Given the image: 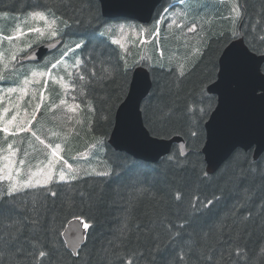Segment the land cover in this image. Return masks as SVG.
I'll list each match as a JSON object with an SVG mask.
<instances>
[{
  "label": "trees",
  "instance_id": "obj_1",
  "mask_svg": "<svg viewBox=\"0 0 264 264\" xmlns=\"http://www.w3.org/2000/svg\"><path fill=\"white\" fill-rule=\"evenodd\" d=\"M197 1L199 0H188L185 3L186 19L189 22L201 20L203 23L210 20L212 27L208 32L206 29V34L202 30L200 49L204 54L198 59L194 57L188 60L190 70L185 77L177 78L178 73L174 74L176 67L165 61L167 55L165 58L160 55L162 43L170 34H163L162 27L159 37H151L149 43L139 44L127 56L107 37H100L98 33H95L96 39L88 50L80 52L82 57L91 58L89 66L95 65L97 76L103 75L102 69L109 62H119L122 65V58H126L132 65L134 60L141 59L144 52L149 53V62L142 61L149 64L153 80L152 89L141 105L144 124L151 122L160 132V137L182 136L187 153L191 154L169 160V156H175L179 152V148L174 145L171 152L157 160L158 162L148 163L115 151L106 144L105 137L113 120L109 123L103 119L104 110L108 106L109 97L114 102L117 97L122 100L125 96L132 67L127 74V84H124L123 76L117 74L111 80L101 79L87 86L85 96L92 101L95 109L91 133L93 136H102L105 141V164L110 167L118 162L117 157H130L140 165L141 182L129 184L126 180L117 181L115 177L110 180L86 175L76 181L56 182L47 188L17 193L16 218L25 225L19 241L24 253L17 256L14 252L16 245L7 248L0 244V264H33L31 256L27 255L32 251L28 241H39L51 252L50 259L44 260L43 264H122L118 257L133 252L142 254L139 264H153L154 247L157 243L169 242L170 236L174 235L169 229V222L178 225L180 217L190 214L188 205L194 194H199L202 200L204 197L214 196H220L221 199L215 201L193 227L185 230L183 238L175 243L177 251L183 249L187 253L183 264H208L203 256L209 253L218 264H234L235 257H229V252L237 247H246L251 256L264 243V152L254 161L250 151L237 149L217 171L208 173L207 179H202L205 163L200 146L204 141V122L201 124L202 136L200 140H196L188 134V125L184 119L173 116L161 122L158 116V109L166 108L173 102L178 106V111H183L200 98L201 82L210 74L213 64L217 65L222 48L231 39L232 25L226 19L232 15L231 0H204L198 11L195 7H190ZM44 2L45 0H0V11L24 14L36 4L43 5ZM170 2L171 0H162L154 19ZM240 2L245 5L240 23L250 26L245 41L249 48L257 50L255 52H264V40L259 39L264 35V22H261L264 0ZM48 3L58 14L73 20L78 18L86 21L90 13H96L101 20L107 22L100 15L98 0H48ZM209 3L213 5L208 7ZM85 30H88L86 22L81 32L72 38L84 35ZM192 54L193 52L190 57ZM214 78L215 76L212 81ZM208 96L214 105L215 97ZM115 108L112 109L113 113ZM48 189L55 191L57 195L52 197ZM177 190L183 194L180 203L174 199ZM246 191L252 194L251 199H244ZM34 200L37 201L35 209H38L35 212ZM69 202L72 203L71 208L67 206ZM76 215L91 225L78 249L79 255L68 251L61 239L64 225ZM25 217L39 219V231H31L33 225ZM4 223L9 221L5 220ZM53 241L54 249L50 246ZM167 251L171 252L172 248ZM222 255L224 259L220 261Z\"/></svg>",
  "mask_w": 264,
  "mask_h": 264
},
{
  "label": "snow or ice",
  "instance_id": "obj_2",
  "mask_svg": "<svg viewBox=\"0 0 264 264\" xmlns=\"http://www.w3.org/2000/svg\"><path fill=\"white\" fill-rule=\"evenodd\" d=\"M180 4L184 5L185 0H180ZM245 5L240 2V0H231V13L229 19L232 28L230 29L231 38L244 41L246 36L249 34V25L240 23L243 20V12ZM171 11L170 8L165 7L162 12L157 14V19L155 24L149 28H141L140 34L148 33L154 37H159L160 35V25L168 20L167 14ZM0 16L4 18L9 17L8 11H0ZM186 14L183 11L173 12V18L170 23H168V28H172L175 25L177 28L182 27L178 20L184 18ZM36 22H42V26H36ZM87 24V29L84 35H80L78 39H72L73 35H77L81 32L84 24ZM261 22H264V15L261 16ZM259 23V22H258ZM24 26L27 28V32L21 30V26L16 24L11 30L10 34H4L5 29L0 27V66H2L3 71H0V82L11 79L13 83L21 84L23 86L19 87H7L6 90H0V102H3L5 97L8 98L10 106L4 107L2 112H0V133L4 134V143H6V149L0 148V152H7V155L0 156V160L5 161L2 166H0V181H9L5 187H0V244L7 248H12L16 245L14 252L17 256L24 253L23 246L19 243L20 237L22 235L25 225L17 219V193L23 189H34L37 187H47L54 182H64L68 183L70 181H76L82 176L95 175L98 177L111 178L115 177L117 181L126 180L129 184H137L141 182L140 165L136 163L135 160L130 157H117V163L113 166L107 167L104 171H97L95 167L88 171L84 169L81 171V167L77 165L73 166L65 159L61 152L60 143H47L45 139H42L41 135L38 134L37 130H33V122L37 120V117L41 113V109L45 107V93L48 89V80L46 79L39 90H33L31 93L32 99L28 101V107L23 108L24 115L21 116V105L20 101L24 100V97L28 95V85L32 83L40 84L38 77H51L55 82L56 77L52 75V71L57 69L58 66L64 64L65 69L71 67L75 76L80 82L79 84L73 83L71 86L72 91L79 90V95L85 97V88L92 85L98 80H111L117 74L123 76L124 84H127V74L132 67L127 62L126 58L124 63L121 65L119 62H109L107 66L103 67V75L97 76V70L95 65L89 66V58L81 57L78 52H86L92 41L96 39L95 33H98L100 37H109L115 34L116 30L122 35L125 33V25H111L107 22L101 20L100 16L96 13H90L87 20L75 19L71 17H65L63 14H58L52 6L49 5L48 0H45L43 5L36 4L33 9L27 13V19L24 21ZM133 28V26H128ZM197 25L193 22L191 26H188V32H195ZM134 34L135 29L133 28ZM253 31L255 29L253 28ZM28 33H35L34 39H25L21 41L22 37H27ZM67 37V40L64 39ZM260 40H264V35L259 37ZM44 40L53 41L47 46L49 48H57L63 45V49L60 52L59 58L55 59V62L46 61L43 65L44 71H36L31 69H26V71H31V76L33 79H28L27 75L21 70L24 69V65L19 64L25 57H33L37 64L40 62V57L38 53H35V45ZM7 42L10 45L9 48H4L3 45ZM112 44L119 45L122 49L125 45L121 42V39L111 40ZM141 44L147 43L146 40H141ZM206 48L207 45H204ZM255 48H239L235 43L231 47L227 48L222 53V59L219 62V72L218 76L216 73L217 65L213 64L210 74L201 82V87L199 91V99L195 100L191 106L186 107L183 111H178V106L173 102L170 106L158 109V116L161 122L171 119L173 116H178L184 119L188 125V134L190 137L200 140L203 130L201 127L204 119L211 115V121L207 125L209 131V143L208 150L211 152L215 148V135L214 130L216 129L218 123V117H220L222 111L226 108L228 103L227 88L228 85L237 76L244 78L246 81L258 80L260 97L264 101V52H261V61H257L255 58ZM35 53V55H34ZM201 49L195 48L192 56L197 59L203 56ZM161 56L164 55L163 51L160 53ZM72 57L71 65L66 63L68 58ZM192 57H187V60H191ZM145 59V57H141ZM151 59V57H148ZM50 64V68L48 65ZM190 70L189 65L186 63H179L176 73H178L177 78L185 77ZM174 73V74H176ZM24 74L23 81H19V76ZM68 76H72L73 72H68ZM213 76H217V81L211 83ZM61 81L64 77L59 78ZM210 85V86H209ZM66 89L69 87L67 84L62 85ZM216 88L215 92H220V106L213 112V104L211 97L208 93H211L210 88ZM143 83L137 79L132 84V91L127 96L126 101H122L121 97H117L114 102L111 101V97L108 100V106L104 110L103 119L107 122H111L114 118V113L112 109L119 105V117L118 119V131H123L127 134L135 136L141 142L145 144L154 143L155 139L160 137V132L151 122L145 124L141 127L136 120V112L138 108V100L143 97ZM37 91L39 95H37ZM123 87L121 88V94H123ZM253 89V94L255 93ZM19 93L16 100H12V94ZM73 100L77 97L73 96ZM151 97L148 98L150 102ZM60 105L66 104V100L60 99ZM92 101L88 100V110L89 112H94L95 109L91 107ZM55 103L49 105V110L57 107ZM29 108L31 111H29ZM81 108L80 103H75L68 106V111L77 112ZM12 112L13 114L10 118L6 117ZM215 115V119H213ZM69 119H72L69 117ZM77 123L81 121L77 120ZM30 132L31 137L35 138V141L39 145L45 146L46 149H50V153H46L50 158L47 159V163L41 161L42 167H38L36 171H32V165L30 161L26 159H19L17 161V153L21 151L19 147H14L17 144V140L8 141L9 136L16 137L20 133ZM53 136L57 133L53 132ZM153 139H149V137ZM93 149L97 152L105 150V141L102 136L96 137V142L91 145ZM235 146L233 145V148ZM29 148L33 151H39L34 148L32 143H29ZM191 153L185 152V145H179V152L175 156H169L168 159L172 160L177 157H185ZM23 155L25 157L29 156L30 153L27 149L23 150ZM80 155H84L81 153ZM57 165H59V170H57ZM67 169V171H65ZM117 169H120L117 172ZM208 173L204 171L201 174L202 179H207ZM58 178V179H56ZM243 179V177H241ZM48 192L52 197H55L57 193L48 189ZM252 194L250 192H245L244 199H251ZM174 199L177 203L182 202L183 194L181 191L177 190L174 194ZM221 199L220 196H214L213 198L204 197L202 200L199 194H194L189 201L190 214H185L180 217L181 222L177 224H172L169 222L170 231L174 232V235L170 236L169 242L167 244H159L153 249V264H183L186 259L187 253L181 249L177 251L175 249V243L183 238L186 229L193 227V225L199 220V218L204 215V212L209 210L215 201ZM37 201H33V211H38L35 209ZM68 208L72 207V203H68ZM251 214H249L250 216ZM28 219L33 228L30 229L33 232L39 231L40 220L35 217H25ZM55 217H53V220ZM75 219L78 224L69 233H61V235L70 236L74 244H78L81 240L82 233L80 231V225L83 229H89L91 225L88 222L81 220V217L76 215ZM5 220L9 223L5 224ZM206 235V234H205ZM32 246V251L28 252L27 255L31 256L33 264H43L44 260L50 259L51 252L46 246H43L39 241H28ZM51 248H55V242L51 243ZM190 249V246H188ZM168 248H172V251H167ZM76 255H79L77 253ZM141 253L133 252L130 254H125L119 256L118 259L122 261V264H139V259ZM229 257H235L234 264H264V243H262L254 255H249V251L246 247H237L234 251L229 252ZM208 264H218L214 260L211 253L204 255ZM223 255L220 257V261H223Z\"/></svg>",
  "mask_w": 264,
  "mask_h": 264
},
{
  "label": "water",
  "instance_id": "obj_3",
  "mask_svg": "<svg viewBox=\"0 0 264 264\" xmlns=\"http://www.w3.org/2000/svg\"><path fill=\"white\" fill-rule=\"evenodd\" d=\"M100 5L101 15L107 18H128L136 20L140 23H147L153 17V12L159 5L161 0H98ZM52 43V42H50ZM235 43L237 47L249 49L245 41L239 40L229 41L221 50L218 57V69L219 62L222 59V53L231 47ZM49 43L40 45L35 48V53L39 54L41 58L43 54L49 52L54 48H49ZM34 53V55H35ZM257 61H261L260 54L255 53ZM28 60H33V57H26ZM263 64V63H262ZM149 72L146 68L138 66L136 67L131 76L129 89L125 98L122 101H126L127 96L132 91V84L139 79L144 87L141 90L143 97L138 100V108L136 112L137 123L143 127L144 122L140 110L142 99H144L149 93L152 87V81ZM216 79L211 82L215 83ZM259 81H246L244 78L237 76L228 85L227 96L228 103L226 108L222 111L220 117H218V123L214 130L215 135V148L211 152L208 150L209 143V131L207 125L211 121V115L204 121L205 137L203 145L201 146V154L203 155L205 163V171L212 174L221 167L231 155L237 149L248 151L251 150L252 159L257 160L259 156L264 152V101L259 99ZM210 86V85H209ZM253 89L255 93L253 94ZM212 91L209 94H213L216 97V103L213 108V112L220 106V92H215L216 88L213 86L210 88ZM114 117H119V105L116 108ZM114 118V125L108 142L115 150L125 151L133 157L147 162H156L162 156L170 152V147L173 143L178 145L184 144V139L179 135H173L170 138H157L152 144H145L137 139L135 136L127 134L123 131H118V119ZM215 119V115L213 117ZM153 139V137H149ZM233 145L235 146L233 148ZM179 148V147H178ZM185 152L187 153L186 149ZM78 224L77 220L70 221L63 233H69ZM80 231L82 233L81 240L78 244H74L70 236L63 235V239L66 242L67 248L73 253L77 252V249L84 240V230L80 225Z\"/></svg>",
  "mask_w": 264,
  "mask_h": 264
},
{
  "label": "rangeland",
  "instance_id": "obj_4",
  "mask_svg": "<svg viewBox=\"0 0 264 264\" xmlns=\"http://www.w3.org/2000/svg\"><path fill=\"white\" fill-rule=\"evenodd\" d=\"M188 0H185V3ZM205 1L199 0L195 3H192L190 7H195L198 11L199 6H201ZM213 3H209L208 7H211ZM184 5L180 4V0L177 1V4L175 6L171 7V11L167 14L168 20H166L163 25L165 30H171L170 34L167 35L165 41L162 43L161 50L163 51L164 55L163 58L166 57V55L173 59V62L175 63L176 70L178 68L179 63H184L185 61H188L186 58L190 57V54L194 51L195 48H200L202 44V37L201 32L202 30L207 32L212 27V21L208 20L206 23H203L201 20H193L189 22L188 19H186V16L180 20H178V23L182 25V27L177 28L175 25H173L172 28H168V23H170L171 19L173 18V12H180L183 11L186 14ZM163 15V12L162 14ZM27 19V13L26 14H10L8 18H4L0 16V27L5 29L4 34H10L11 30L15 27L16 24H19L21 26V30L27 32V28L24 26V21ZM195 23L197 25L195 32H188L187 28L188 26H191L192 23ZM108 24L111 25H125V33L126 35H122L119 30L115 31L114 35L109 36L110 40L113 39H121V42L125 45V48H121L124 52H131L132 49L138 47L137 39L140 38L141 40L146 39V33L140 34L139 31V25L132 21H111L108 22ZM36 26H42V22H36ZM128 26H133L135 29V34L133 31V28H130ZM35 33H28L27 37H22L21 41L25 39H34ZM72 39H78V38H72ZM49 41V40H44ZM42 41V42H44ZM41 43V42H40ZM39 44V43H37ZM36 44V45H37ZM4 48H9L10 45L5 42L3 45ZM63 49V45L59 46L58 50L53 52L52 54H48L43 60L37 63L33 62H23L19 63L24 65V69L21 71L27 75L28 79H33L31 76V71H26V69L36 70V71H44V63L48 61L50 58H52L54 55L59 54ZM77 55L80 56V53ZM141 57H145V59H148L147 54L144 52ZM194 58V56H191ZM72 57L68 58L66 60V63L68 65H71L72 63ZM0 71H3L2 66H0ZM52 75L56 77V81L54 82L51 77H38L37 79L40 80V84L32 83L28 85V95L24 97L23 101H20L21 105V113L20 115L23 116V108L28 107V101L32 99L31 93L33 90H39L41 86L43 85L44 81L48 80V89L45 93L46 99H45V107L41 109L40 115L37 117V120L33 122L32 128L33 130H37L38 134L41 135L42 139H45L46 144L52 143L53 145L55 143H60L61 148L63 151L61 152V155L69 161V163H72L75 167L77 164H80L82 162L89 163L92 157H89L87 155V138L90 137L89 133L86 129V123L88 120V117L86 114H89L88 110V101H86L87 108L84 106H81L80 109L77 110V112H70L68 111V106L75 104V102L71 101L68 98V88L66 89L62 85L67 84L69 85V77L68 72H72L73 69L71 67H68L65 69V65L62 64L58 66L57 69L51 70ZM176 73V72H175ZM177 74V73H176ZM178 75V74H177ZM63 76L64 80L61 81L59 78ZM19 81H23L24 74L19 76ZM23 86L21 84L13 83L11 79L0 82V90H6L7 87H19ZM19 93H13L12 94V100H16ZM37 95H39V92L37 91ZM76 96V95H75ZM78 97V96H76ZM60 99L66 100V104L60 105L59 101ZM52 103H55L58 105L57 107L53 108L51 111L49 110V105ZM10 103L7 97L3 100V102H0V112H2L4 107H9ZM92 107V106H91ZM29 111L31 109L29 108ZM13 113L10 112L8 114L7 118H10V116ZM71 117L72 119H69ZM77 120L81 121V123H77ZM55 132L57 135L53 136L52 133ZM12 140H17V144L14 145V147H19L21 149L20 152L17 153L16 159L17 161L19 159H26L27 161H30L32 165V171H36L38 167H42L43 164L40 163L43 161L44 163H47V159L50 158L46 155V153H50V149H46L45 146L39 145L37 141H35L34 137H31L30 132L28 133H20L18 136L13 137L9 136L8 141L11 142ZM32 143L34 148L38 149L39 151H33L32 148H29V143ZM7 145L4 143V134L0 133V148L6 149ZM27 149L30 153L29 156L25 157L23 155V150ZM81 153H84V155H80ZM7 155V152H0V156ZM103 157V152H102ZM4 163H6L3 160H0V166H2ZM57 170H59V165H57ZM67 171V169H65ZM58 179V178H56ZM1 183L6 186L9 181H0Z\"/></svg>",
  "mask_w": 264,
  "mask_h": 264
}]
</instances>
